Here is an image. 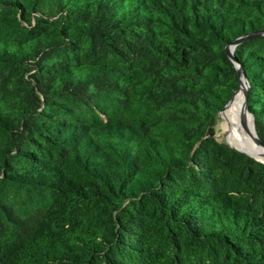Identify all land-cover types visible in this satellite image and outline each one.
Masks as SVG:
<instances>
[{"label": "trees", "instance_id": "16d2710c", "mask_svg": "<svg viewBox=\"0 0 264 264\" xmlns=\"http://www.w3.org/2000/svg\"><path fill=\"white\" fill-rule=\"evenodd\" d=\"M263 28L264 0H0V264H264V163L217 139ZM234 55L264 144V36Z\"/></svg>", "mask_w": 264, "mask_h": 264}, {"label": "bare ground", "instance_id": "6f19581e", "mask_svg": "<svg viewBox=\"0 0 264 264\" xmlns=\"http://www.w3.org/2000/svg\"><path fill=\"white\" fill-rule=\"evenodd\" d=\"M247 89V84L244 82L242 85V91H239L232 103L228 106L230 109H225L221 113V117L224 119V129L229 133V141L226 140L229 144L243 151H247L250 154L256 156L258 159L264 161V156L257 148V145L253 141L255 137V132L252 124V118L249 114L246 117V128L247 131H244L240 124V119L237 117V113L240 115L243 112L244 108V96L243 91ZM227 107V108H228ZM223 126V125H222Z\"/></svg>", "mask_w": 264, "mask_h": 264}, {"label": "water", "instance_id": "95a60500", "mask_svg": "<svg viewBox=\"0 0 264 264\" xmlns=\"http://www.w3.org/2000/svg\"><path fill=\"white\" fill-rule=\"evenodd\" d=\"M261 36H264V28L255 32V33H252V34H249V35H246V36H241L239 37L238 39H236L235 41H233L232 43L228 44L226 46V52L229 56V58L235 63V66H236V70H237V73H238V81H239V84H238V87L233 95V97L227 102V104L224 106V108L222 109L221 113L225 111V109H227V107L232 103L233 99L235 98V96L237 95V93L239 91H242V85L243 83L245 82L247 84V89H245L243 91V96H244V108H243V112L240 116V124H241V127L244 131H247V128H246V117H247V114H249L252 118V124H253V128H254V132H255V137H253V141L255 142V144L257 145V148L260 150V152L262 153V155L264 156V144L262 143L261 139L259 138L258 136V133L256 131V124H255V118H254V115L251 113L250 111V108L248 106V89H249V83H248V80H247V77L242 69V67L236 62V59H235V55H234V50L236 48L237 45H239L240 43H242L243 41L247 40V39H250V38H258V37H261ZM230 147H232L233 149L241 152V153H244L250 157H253L254 159H256L257 161L261 162V163H264L263 160L261 159H258L256 156L250 154L249 152L247 151H243V150H240L238 148H235L234 146H232L231 144H229L228 142H226Z\"/></svg>", "mask_w": 264, "mask_h": 264}, {"label": "rangeland", "instance_id": "374dc122", "mask_svg": "<svg viewBox=\"0 0 264 264\" xmlns=\"http://www.w3.org/2000/svg\"><path fill=\"white\" fill-rule=\"evenodd\" d=\"M227 109H230V107H228ZM221 113H220V118H219V124L217 126V139L218 141H221V142H227L226 140H230L229 139V133L228 131H226L223 127H224V119L223 117H221ZM240 114L237 113V117H239L240 119ZM223 125V126H222Z\"/></svg>", "mask_w": 264, "mask_h": 264}]
</instances>
